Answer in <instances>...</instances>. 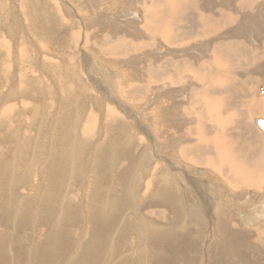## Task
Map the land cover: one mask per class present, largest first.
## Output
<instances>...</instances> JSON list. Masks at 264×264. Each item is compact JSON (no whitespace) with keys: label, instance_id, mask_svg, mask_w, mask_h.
I'll return each mask as SVG.
<instances>
[{"label":"rangeland","instance_id":"1","mask_svg":"<svg viewBox=\"0 0 264 264\" xmlns=\"http://www.w3.org/2000/svg\"><path fill=\"white\" fill-rule=\"evenodd\" d=\"M38 1L0 0V37L5 36V48L9 49L0 50L4 55L8 52L5 55L8 56L7 67L4 64L0 67V108L7 106L10 111L7 121H0V264H264V247H254H258V240L259 244L264 243L263 218L259 221L258 236L248 235L249 239L245 237L247 241L243 243L233 236L236 229L222 233L223 229H219L215 221H203L204 216L214 213L217 218L236 215L241 211H238L239 206L245 205L243 209L251 213L264 212V129L254 122L264 121V116H260L259 108L249 110L247 107L253 98L264 96V0H51L55 4L50 0ZM14 6L24 24L17 37L13 35L17 27L13 23L16 21L13 20ZM56 6L62 10L59 12ZM49 11L57 25L63 21L62 15L72 20L70 27L57 26L56 39L40 32L46 27L43 13ZM166 30L171 36L168 45L161 39ZM5 32L7 35L12 32L11 37ZM38 35L41 38L36 51L28 43L34 40L35 44ZM50 41H54L53 45ZM12 42L15 46L10 47ZM95 42L101 44V51L92 47ZM5 57L0 56V59L6 62ZM88 58H91L90 65L86 63ZM85 64L89 66L90 77L85 73ZM9 66H14L11 75H8ZM104 67L111 69V73ZM73 72L78 75L76 79L71 78L84 87L85 97L74 88L75 82L66 77L67 74L73 76ZM106 74L115 75L111 78ZM91 77L99 81L100 88L91 82ZM143 79L146 81L140 87ZM45 83L50 85L45 87ZM101 89L107 91L103 94ZM72 95L83 98L76 102ZM107 95L112 99L102 102L101 97ZM4 98H7L5 102ZM10 102L13 103L10 105ZM111 106L117 117L114 121L121 123L122 135L110 137L112 141L107 135L108 138H101L94 149V142L100 138L97 134H105L110 128L106 113ZM120 109L128 112V118ZM119 113L121 115H117ZM217 116L219 125L214 124ZM134 121L133 129L130 124ZM5 125L9 129L4 128ZM83 129L87 130L82 133ZM55 131L61 148L55 141ZM215 135L226 139V144L232 147L228 156L232 152L238 160V164L230 168V179H226L228 168L220 170L210 163L217 158L214 148L204 139L212 140ZM129 136L135 140L126 141ZM91 156L96 163L92 164ZM58 170L63 173L60 177ZM201 171L205 175H201ZM250 172L253 174H248ZM242 176L262 178L253 181L263 188L254 190L250 185L240 188ZM171 177L183 186L184 209L178 205L179 193L172 192L175 189L172 184H177ZM188 180L194 181L193 187ZM207 180L211 181V186L208 184V189L203 191L201 186ZM160 184L167 190L173 188L172 193L167 191L171 199H162V193L154 195L161 189ZM228 185L240 191L234 192ZM143 194H147L145 203ZM136 197L140 206L135 202ZM232 199L238 201L237 209H232ZM175 202L177 208H174ZM185 215H192V220L184 218ZM222 221L220 219V224ZM155 226L161 227L153 229L162 237L160 240L159 236L148 234L149 228ZM215 228L217 231H213ZM137 232L143 233L140 238ZM238 234L241 236L240 231ZM153 237L159 241L151 239ZM137 239L146 241H140V249Z\"/></svg>","mask_w":264,"mask_h":264},{"label":"bare ground","instance_id":"2","mask_svg":"<svg viewBox=\"0 0 264 264\" xmlns=\"http://www.w3.org/2000/svg\"><path fill=\"white\" fill-rule=\"evenodd\" d=\"M10 1V0H9ZM38 1V0H37ZM42 1H44V0H39L38 2H42ZM98 1V0H97ZM189 1V0H188ZM217 1V0H216ZM2 2V1H1ZM13 2V1H12ZM47 2V1H46ZM45 2V3H46ZM50 2L51 3H54V2H52L51 0H50ZM63 2V1H62ZM74 2V1H73ZM140 2V1H139ZM163 2V1H162ZM168 2V1H167ZM191 2V1H190ZM219 2V1H218ZM218 2H217V4H218ZM50 3V4H51ZM61 3V2H60ZM59 3V4H60ZM76 3H79V2H76ZM97 3V2H96ZM14 4V3H13ZM19 4V3H18ZM42 4V3H41ZM49 4V3H48ZM55 4V3H54ZM58 4V3H57ZM64 4V3H63ZM86 4V3H85ZM236 4V3H235ZM36 5V4H35ZM64 5H66V4H64ZM76 5V4H75ZM148 5V4H147ZM10 6V5H9ZM55 6V5H54ZM4 7V6H3ZM39 7V6H38ZM57 7V6H56ZM61 7V6H60ZM93 7V6H92ZM136 7V6H135ZM145 7H147L146 5H145ZM164 7V6H163ZM34 8V7H33ZM40 8V7H39ZM41 8H42V6H41ZM47 8H49V6L47 7ZM77 8V7H76ZM10 9V8H9ZM35 9H36V7H35ZM50 9H51V7H50ZM57 9H58V11L60 12L61 10H62V7L61 8H59V7H57ZM70 9V8H69ZM72 9V8H71ZM163 9V8H162ZM17 7H15L14 6V11H13V20L15 19L16 21H14L13 23H15L16 24V26L18 27H16L15 29H13L14 30V33H13V35H15L14 37H17V35L22 31V27L24 26V24L22 23V19H20V17H19V15H18V13H17ZM30 10V9H29ZM11 11V10H10ZM35 11V10H34ZM57 11V12H58ZM93 12H94V10H92ZM199 11H200V9H199ZM12 12V11H11ZM58 12V13H59ZM88 12V11H87ZM178 12V10H176V13ZM42 13V12H41ZM106 13V12H105ZM203 13V12H202ZM0 14H1V12H0ZM71 14V13H70ZM73 14V13H72ZM96 14H98V13H96ZM36 15V14H35ZM43 15H45V21H46V27H44L43 25V30H41L40 32H44V36L46 35L48 38H54V39H56L55 37H54V34L56 33L55 32V30H57V26L58 25H64V27L63 28H67L68 26L70 27V26H72V22H70V20H69V17L67 16V15H62V17H63V21L61 20V19H59V20H61L59 23H58V25H57V22L56 21H53L52 19H51V14H50V11H49V13L47 12V13H43ZM60 15V14H59ZM84 15V14H83ZM103 15V14H102ZM102 15H99V16H102ZM176 15V14H175ZM61 16V15H60ZM59 16V17H60ZM73 16V15H72ZM105 16V15H104ZM231 16V15H230ZM1 17V16H0ZM24 17V16H23ZM106 17V16H105ZM111 17V16H110ZM2 19V18H1ZM33 19H35V18H33ZM47 19V20H46ZM95 19V18H94ZM32 20V19H31ZM85 20V19H84ZM165 20V19H164ZM32 21H34V20H32ZM42 21V20H41ZM72 21V20H71ZM37 22V21H36ZM88 22V21H87ZM38 23V22H37ZM146 24H147V22H145ZM14 24V25H15ZM75 24V23H74ZM255 24H256V22H255ZM85 25H87V24H85ZM84 25V26H85ZM39 26V25H38ZM12 27H14V26H12ZM59 27V26H58ZM79 27V26H78ZM87 27V26H86ZM11 28V27H10ZM60 28V27H59ZM81 28V27H80ZM18 29V30H17ZM69 29V28H68ZM212 29V28H211ZM4 30V29H3ZM199 30V29H198ZM2 31V30H1ZM0 31V32H1ZM5 31V30H4ZM83 31V30H82ZM26 32V31H25ZM171 32V31H170ZM6 33V36H9L10 34H12V32H10L9 33V35H7V32H5ZM5 33H4V35H5ZM64 33V32H63ZM77 33V32H76ZM92 33V32H91ZM163 33V32H162ZM169 33V31H164V33H163V35H161V39L163 40V42L164 43H166L167 45L169 44V39L171 38V36H170V34H168ZM1 34V33H0ZM26 34H28L27 32H26ZM41 34V33H40ZM70 34V33H69ZM81 34L82 33H80V36H81ZM3 35V36H4ZM20 35V34H19ZM70 35H73V33L72 34H70ZM90 35V34H89ZM88 35V36H89ZM2 36V35H1ZM25 37H28L27 35H24ZM30 36V35H29ZM5 37V36H4ZM3 37V38H4ZM10 37H11V35H10ZM13 37V36H12ZM62 37V36H61ZM83 37V36H82ZM2 37H0V50H5V51H7V49L5 48V46H6V39H3ZM41 37H39V35H38V37H37V39H36V42H34L35 44H33V41H31L30 43H28V41H27V43L28 44H30V45H32V47L34 48V50H36L37 51V49H38V44H39V42H38V40L40 39ZM45 38V37H44ZM67 37H65V35L62 37V39L63 40H65ZM84 38V37H83ZM188 38V37H187ZM222 38V37H221ZM189 39V38H188ZM9 40L11 41H14L15 40V42L16 41H18L19 40V38H18V40H16V38H14V40L13 39H10L9 38ZM8 40V41H9ZM50 40H52V39H50ZM62 40V41H63ZM46 41H48V46H49V40H46ZM51 42V41H50ZM59 42V41H58ZM66 42V41H65ZM87 42V41H86ZM97 42V41H96ZM93 43L95 46H92L94 49H96L97 51H101L102 50V47L98 44V43ZM212 42V41H211ZM42 43H44L43 41H42ZM53 43H54V41H53ZM53 43L51 42V44L53 45ZM63 43V42H62ZM56 44V43H55ZM89 44V43H88ZM87 44V45H88ZM213 44V43H212ZM46 45V43L44 44V46ZM90 45V44H89ZM11 46H15V43L13 44V42H12V44H10V47ZM24 46H26V47H29L28 45H24ZM23 46V49L24 48H26V47H24ZM43 46V45H42ZM47 46V45H46ZM182 46V45H181ZM255 46V45H254ZM8 47H9V45H8ZM51 47V46H50ZM57 47V46H56ZM189 47H191V46H189ZM42 48V47H41ZM46 48V47H45ZM53 48V47H52ZM80 48V47H79ZM12 49V48H11ZM27 49V48H26ZM61 49V48H60ZM60 49H58V50H60ZM174 48H172V50H173ZM21 50H22V48H21ZM20 50V52L22 53V51ZM40 50V49H39ZM49 50V49H48ZM80 50H82V49H80ZM79 50V51H80ZM8 51H9V49H8ZM13 51V50H12ZM18 51V50H17ZM26 51V50H25ZM46 52H47V50H45ZM51 51V50H50ZM32 52H33V50H32ZM40 52V51H39ZM54 52H56V51H54ZM59 52V51H58ZM61 52H62V50H61ZM196 52V51H195ZM214 52V51H213ZM218 52V51H217ZM5 53V52H4ZM8 53V52H7ZM7 53H5V55H7ZM14 53L16 54L17 52L14 50ZM57 53V52H56ZM63 53V52H62ZM2 51L0 52V56L3 58V57H5V55L3 54V56H2ZM34 54V53H33ZM51 55H52V52L50 53ZM57 54H60V53H57ZM57 54H55V55H57ZM64 54V53H63ZM218 54V53H217ZM217 54H216V56H217ZM41 55H43V53H41ZM41 55H40V57H41ZM50 55V56H51ZM62 55V54H61ZM71 55V54H70ZM15 56V55H14ZM18 56V55H17ZM21 56V55H20ZM22 56H23V54H22ZM21 56V57H22ZM24 56H25V54H24ZM60 56V55H59ZM72 56V55H71ZM19 57V56H18ZM17 57V58H18ZM44 57H45V55H44ZM67 57V56H66ZM65 57V58H66ZM90 57V56H89ZM6 58V62L5 61H2L1 59H0V67H2L3 66V64L4 65H6V67H7V60H8V56H6L5 57ZM23 58V57H22ZM11 59V58H10ZM37 59H38V57H37ZM40 59V58H39ZM58 59H60V58H58ZM57 59V60H58ZM18 60V59H17ZM41 60V59H40ZM45 60H47V59H45ZM72 60V59H71ZM84 60V59H83ZM88 62H86L88 65H90V63H91V58H88ZM210 60V59H209ZM13 61V60H12ZM16 61V60H15ZM15 61H13V63L15 62ZM35 61V60H34ZM54 61H56L55 60V58H54ZM60 61V60H59ZM26 62V61H25ZM36 62H37V60H36ZM62 62V61H61ZM65 62H66V60H65ZM12 63V64H13ZM16 63H17V61H16ZM15 63V64H16ZM30 63V62H29ZM40 63V62H39ZM50 63H51V61H50ZM53 63V62H52ZM67 63V62H66ZM70 63V62H69ZM72 63H74V62H72ZM10 64H11V62H10ZM36 64V63H35ZM47 64V63H46ZM59 64V63H58ZM65 64V63H64ZM71 64V63H70ZM87 64H85L84 66H86V71H85V73H86V75L87 76H89V75H91L90 74V71L89 70H87V68L89 69V66L87 65ZM25 65V64H24ZM28 66V65H27ZM40 66V65H39ZM39 66H38V68H39ZM43 66V65H42ZM48 66V65H47ZM54 66V65H53ZM56 66V65H55ZM72 66V65H71ZM74 66H76L75 65V63H74ZM104 66V65H103ZM16 67V66H15ZM45 67V66H44ZM49 67V66H48ZM59 67H61V66H59ZM12 68H14V66L12 67ZM12 68H10V66H9V69H8V71H10L9 73H8V75H11V73H12ZM17 68V67H16ZM26 68V67H25ZM42 68V67H41ZM68 69H69V67H67ZM73 68V67H72ZM92 68H94V67H92ZM108 72H109V74L111 73V69H108L107 67H104ZM7 69V68H6ZM18 69V68H17ZM27 69V68H26ZM34 69H36V68H34ZM63 69H64V67H62V71H63ZM74 69H76V68H74ZM46 70V69H45ZM44 70V71H45ZM60 70V69H59ZM66 70V69H65ZM64 70V71H65ZM58 71V70H57ZM74 71H76V70H74ZM77 71H80V70H77ZM6 73H7V70L5 71ZM4 72V73H5ZM69 72V74H70V72H71V69H70V71H68ZM1 73H3V72H1ZM3 73V74H4ZM24 73V72H23ZM22 73V74H23ZM40 73H42V70H41V72ZM89 75H88V74ZM54 74V73H53ZM63 74H64V72H63ZM63 74H62V76H63ZM81 74H82V72H81ZM1 75V74H0ZM58 75V74H57ZM66 75V74H65ZM77 73H75L74 74V72H73V76L71 75V76H68V74H67V78L70 80L71 79V81L72 82H75V84L76 85H74V88L76 87L77 88V91L79 92V94L80 93H84V96L83 95H81V96H83V97H85L87 94H86V91H85V89H84V87H82V86H80V85H77V82L76 81H74L76 78H77ZM104 76H105V74H103ZM107 75V74H106ZM115 75V74H114ZM113 74H111V75H107L108 77L109 76H111V78H113V76H114ZM243 75V74H242ZM18 75H16V77H17ZM23 76V75H22ZM37 76V75H36ZM35 76V77H36ZM47 76V75H46ZM81 77H83L82 75H80ZM79 76V80H81V77ZM85 77L86 79H88V77ZM194 76V75H193ZM245 76V75H244ZM248 76V75H247ZM34 77V78H35ZM39 77H40V75H39ZM42 77V76H41ZM49 77V76H48ZM47 77V78H48ZM57 77V76H56ZM75 78L74 80L72 79V78ZM90 77V76H89ZM65 78V77H64ZM63 78V79H64ZM105 78H106V76H105ZM17 79V78H16ZM45 79V78H44ZM56 79V81H57V78H55ZM68 79H67V81H68ZM107 79V78H106ZM31 80V79H30ZM40 80H41V78H40ZM46 80V79H45ZM60 80H61V78H60ZM82 80H85V79H82ZM33 81H34V79H33ZM37 81H38V79H37ZM52 81V80H51ZM62 81V80H61ZM101 81V80H100ZM145 81H146V79H143V81H142V83H141V85H140V87H142V84L143 83H145ZM1 82V81H0ZM27 82H29L28 80H27ZM43 82V81H42ZM48 82V81H47ZM58 82H60V81H58ZM82 82V81H81ZM91 82L92 83H94L98 88H100V86L98 85V82H97V79L95 78V77H91ZM122 82V81H121ZM36 83V85L37 84H39V82L37 83V82H35ZM65 83V82H64ZM70 83V82H69ZM85 83H87V82H85ZM43 84V83H42ZM46 84H48V83H45L44 85H45V87L47 86ZM90 84V83H89ZM40 85V84H39ZM48 85H50V84H48ZM82 85H84L83 83H82ZM139 85V84H138ZM199 85V84H198ZM64 86H65V84H64ZM87 86V85H86ZM103 86V85H102ZM57 87V86H56ZM72 87V86H71ZM109 87V86H108ZM3 88V87H2ZM63 88V87H62ZM89 88V87H88ZM199 88H200V86H199ZM21 89V88H20ZM60 89V88H59ZM106 89V88H105ZM110 89V88H109ZM15 90H16V88H15ZM39 90V89H38ZM45 90H46V88H45ZM58 90V89H57ZM102 91H103V94L105 93V91H107V90H103V89H101ZM259 90V89H258ZM76 91V92H77ZM90 91H92V89L90 90ZM256 91V90H255ZM5 92V91H4ZM15 92V91H14ZM55 92V91H54ZM53 92V93H54ZM65 92H67V91H65ZM46 93V92H45ZM48 93V92H47ZM89 93V92H88ZM93 93V92H92ZM109 93V92H108ZM194 93V92H193ZM16 94V93H15ZM256 94H258V93H256ZM34 95H35V93H34ZM45 95V94H44ZM66 95V94H65ZM69 95V94H68ZM191 95V94H190ZM4 96V95H3ZM16 96V95H15ZM73 97H74V99L76 98V102H78V100H79V102H80V100L83 98V97H81V98H78L77 99V97L76 96H74V95H72ZM56 97V96H55ZM59 97V96H58ZM64 97H67V95L66 96H64ZM89 97V96H88ZM91 97V96H90ZM110 96L109 95H107L106 97H101V99H102V102H109L110 101V99H112V98H109ZM69 98V97H68ZM114 98V97H113ZM6 99L7 98H4V100L3 99H1V100H3L4 102L6 101ZM59 101L60 102H63V101H61V99H62V97H59ZM73 99V100H74ZM86 99V98H85ZM92 99V98H91ZM95 99V98H94ZM23 100V99H22ZM96 100H97V97H96ZM109 100V101H108ZM140 100V99H139ZM208 100H212V99H210V98H208ZM30 101V100H29ZM55 101H57V100H55ZM58 101V102H59ZM88 101H89V99H88ZM87 101V102H88ZM100 101V100H99ZM122 101V100H121ZM22 102V101H21ZM57 102V103H58ZM74 102H75V100H74ZM97 102V101H96ZM136 102V101H135ZM191 102V101H190ZM7 103V102H6ZM6 103H5V105H6ZM13 102H10V105L12 104ZM29 103V102H28ZM52 102H50V104H51ZM89 103V102H88ZM112 103V102H111ZM147 103H148V101H147ZM25 104H27V103H25ZM32 104V103H31ZM37 104V103H36ZM74 104V103H73ZM77 104V103H76ZM91 104V103H90ZM97 104H98V102H97ZM97 104H96V106H97ZM262 104H264V96H262V98H258V99H252L251 100V102H250V105L249 106H247L248 107V109L249 110H251L253 107H257V108H259L260 109V111H259V113H260V116H264V107H263V105ZM3 105V104H2ZM9 105V104H8ZM24 105V104H23ZM22 105V106H23ZM68 105H70V104H68ZM95 105V104H94ZM125 105V104H124ZM39 106V105H38ZM40 106H41V104H40ZM66 106V105H65ZM88 106V105H87ZM7 107V106H6ZM6 107L5 106H3V108H0V121H2L3 119H4V123L7 121V119H8V113L10 112L9 111V109H6ZM15 107V106H14ZM46 107V106H45ZM108 107V106H107ZM106 107V108H107ZM110 107V106H109ZM116 107L118 108V106L116 105ZM122 107V106H121ZM137 107V106H136ZM135 107V108H136ZM146 107V106H145ZM217 107V106H216ZM57 108V107H56ZM104 108H105V106H104ZM111 108H112V106H111ZM148 108V107H147ZM11 109V108H10ZM22 109V108H21ZM58 109V108H57ZM88 109V108H87ZM56 110V109H55ZM116 110V109H115ZM143 110V109H142ZM37 111V110H36ZM107 111V110H106ZM109 111V113H106V114H108V117H107V122H108V126L110 127V128H108L107 126V128H108V130H106L107 131V133H105V134H102V135H98L97 134V136H100V138H99V140L97 139V141L96 142H94V149L96 148V146L97 145H99L100 143H101V138H102V140L103 139H107L108 138V136H109V140H113V139H110V137L112 138V136L114 137L116 134L118 135V134H121L122 135V133H120L119 132V125L121 124V123H118L119 121H114V120H117V117H116V115L114 114V109L112 108L111 110H108ZM13 112V111H12ZM23 112V111H22ZM21 112V113H22ZM96 112V111H95ZM118 112V111H117ZM120 112L121 113H126V115H127V117L126 118H128V112H126V111H122L121 109H120ZM141 112V111H140ZM139 112V113H140ZM143 112V111H142ZM141 112V113H142ZM145 112V111H144ZM14 113H15V110H14ZM32 113V112H31ZM138 113V112H137ZM20 114V113H19ZM208 114H209V116H210V119H211V117H212V115L208 112ZM26 115V114H25ZM78 115V114H77ZM98 115H99V113H98ZM117 115H121L120 113L119 114H117ZM140 115V114H139ZM107 116V115H106ZM141 116H143V113H142V115ZM102 117V116H101ZM103 117H104V115H103ZM14 118V117H13ZM31 118V117H30ZM142 118V117H141ZM11 117H9V121L8 122H10L11 120ZM24 119V118H23ZM104 119V118H103ZM144 119V118H143ZM93 120V119H92ZM99 120V119H98ZM215 120L216 121H214V124L215 125H219V123H220V118L217 116L216 118H215ZM261 120V119H260ZM97 121V120H96ZM147 122L149 121V120H146ZM255 121H257V120H254V122ZM58 122H60L61 123V120L60 119H58ZM95 122V121H94ZM98 122V121H97ZM96 122V123H97ZM102 122H103V120H102ZM101 122V123H102ZM106 122V123H107ZM143 122H145V121H143ZM151 122V121H150ZM96 123H95V125H96ZM99 123V122H98ZM97 123V124H98ZM138 123V122H137ZM0 124H1V122H0ZM134 124H135V121H134V123L133 124H130V126L134 129ZM143 124V123H142ZM146 124V123H145ZM52 125V124H51ZM101 125V124H100ZM106 125V124H105ZM149 126V125H148ZM166 126V125H165ZM56 127V126H55ZM55 127H53V128H55ZM101 127V126H100ZM105 127V128H106ZM145 127V126H144ZM4 128H6V129H9V127H6V125L4 126ZM88 128V127H87ZM127 128V127H126ZM125 128V129H126ZM138 128V127H137ZM49 129V128H48ZM54 130V129H53ZM87 129H83V131H82V133H84V131H86ZM103 130H105L104 129V125H103ZM136 130V129H135ZM151 130V129H150ZM127 132L129 131L128 129L126 130ZM14 132V131H13ZM13 132H12V134H13ZM38 132V131H37ZM52 132V131H51ZM99 132H100V130H99ZM142 132V131H141ZM145 132H147V131H145ZM152 132V131H151ZM103 133V132H102ZM139 133V132H138ZM54 134H55V141L57 142V134H56V131L54 132ZM149 134V133H148ZM153 134V133H152ZM152 134H150V135H152ZM108 135V136H107ZM139 135H140V133H139ZM11 136H13V135H11ZM52 136H53V134H52ZM118 136H120V135H118ZM50 137V136H49ZM116 137V136H115ZM18 138V137H17ZM61 138V137H60ZM133 138H134V136H133ZM136 138H137V136H136ZM149 138V137H148ZM117 139V138H116ZM138 139V138H137ZM9 140V139H8ZM126 141H128L129 140V142L131 141V140H135V138L134 139H132V137L130 138V136L127 138L126 137V139H125ZM149 140H151V139H149ZM204 140H206L207 142V145H209V147L211 146V147H213L214 148V154L216 155V160H213V159H211V161H210V163L212 162L213 164H214V166H216V167H219L220 168V170H221V168H228V170H229V174H227L226 175V179H230V177H229V175H230V168H233V167H235L237 164H238V160L233 156V154H232V152H231V156H228V152L232 149V147L231 146H228L227 144H226V139H224V140H222L221 139V135H215V136H213L212 137V140H207V139H204ZM263 140V139H262ZM81 141V140H80ZM111 141H109V142H111ZM109 142H107V143H109ZM139 142H141V141H139ZM263 142V141H262ZM49 143V142H48ZM106 143V142H105ZM104 142L102 143V144H105ZM112 143V142H111ZM110 143V144H111ZM114 143H116L115 141H114ZM119 143H121L120 141H119ZM57 144L60 146V148L62 147V144H59L58 142H57ZM81 144H82V142H81ZM101 144V145H102ZM117 144V143H116ZM126 143H124V145H125ZM134 144H136V143H134ZM142 144V143H141ZM92 145V144H91ZM109 144H107V146H108ZM113 145V144H112ZM140 145V144H139ZM150 145L151 146H153L154 144L152 143V142H150ZM158 145V144H157ZM115 146V145H114ZM126 146V145H125ZM131 146H132V144H131ZM135 145H133V147H134ZM137 146V145H136ZM135 146V147H136ZM262 146H263V144H262ZM33 147V146H32ZM65 147V146H64ZM103 147H104V145H103ZM113 147V146H112ZM116 147V146H115ZM138 147V146H137ZM229 147V148H228ZM114 148V147H113ZM112 148V149H113ZM129 148V147H128ZM128 148H125V150L126 149H128ZM139 148V147H138ZM231 148V149H230ZM15 149V148H14ZM93 149V154L95 153V151L96 150H94ZM106 149H107V147H106ZM105 149V150H106ZM111 149V148H110ZM140 149V148H139ZM145 149H146V146H145ZM144 149V150H145ZM34 150V149H33ZM48 150V149H47ZM103 150V149H102ZM109 150V149H108ZM115 150V149H114ZM118 150V149H117ZM125 150H121L120 152H123V151H125ZM130 150V149H129ZM131 150H133L132 148H131ZM130 150V151H131ZM150 150V149H149ZM74 151V150H73ZM76 151V150H75ZM101 151V150H100ZM108 152V151H107ZM110 152H111V150H110ZM126 152V151H125ZM125 152H124V154H125ZM145 152V151H144ZM97 153H99V152H97ZM117 153V152H116ZM116 153H113V155L114 154H116ZM118 153H119V151H118ZM117 153V154H118ZM131 154V152H129L128 150H127V152H126V154ZM148 153V152H147ZM92 154V156H94ZM121 154V153H120ZM141 154V153H140ZM91 155V154H90ZM96 155V154H95ZM104 155V154H103ZM92 156H91V162H92V164H93V162L95 161H93L92 159H94V158H92ZM100 156H101V154H100ZM115 156V155H114ZM141 156H142V154H141ZM146 156V155H145ZM145 156H143V157H145ZM240 157L239 158H241L242 157V159H243V156L242 155H239ZM75 157V156H74ZM79 157V156H78ZM118 157H120L119 155H118ZM117 157V158H118ZM124 157V156H123ZM123 157H121L122 159H123ZM142 157V159H144ZM191 157V156H190ZM210 157V156H209ZM19 158V157H18ZM37 158V157H36ZM129 157H127V159H128ZM145 158H147V157H145ZM171 158H172V156H171ZM124 159H126V157H124ZM241 159V160H242ZM76 160V159H75ZM79 160V159H78ZM130 160V159H129ZM99 161V160H98ZM126 161V160H125ZM62 162V161H61ZM78 162V161H77ZM4 163H5V161H4ZM76 163V162H75ZM95 163H96V161H95ZM124 163V162H123ZM126 163V162H125ZM124 163V164H125ZM209 163V165L208 166H211V164ZM6 164V163H5ZM65 164V163H64ZM107 164V163H106ZM127 164V163H126ZM189 164H191V163H189ZM188 164V165H189ZM8 165V164H7ZM62 165V164H61ZM60 164H59V166H61ZM187 165V166H188ZM56 166V165H55ZM58 166V167H59ZM91 166V165H90ZM96 166V165H95ZM103 166V165H102ZM191 166V165H190ZM193 166V165H192ZM62 167V166H61ZM68 167V166H67ZM126 167V166H125ZM216 167H214V168H216ZM57 168V167H56ZM63 168V167H62ZM139 168V167H138ZM206 168V167H205ZM204 168V169H205ZM213 168V169H214ZM61 168H59V170H60ZM65 169V168H64ZM90 169V168H89ZM125 169V168H124ZM134 169V168H133ZM136 169V168H135ZM58 170V171H59ZM72 170V169H71ZM87 170V169H86ZM187 170V169H186ZM191 170V169H190ZM215 170V169H214ZM60 173L58 174L59 175V177H60V175L61 174H63V173H61V171H59ZM90 172V171H89ZM184 172V171H183ZM189 172V171H188ZM194 172V171H193ZM196 172L197 171H195V174H196ZM217 172H218V170H217ZM220 172V171H219ZM218 172V173H219ZM58 173V172H57ZM65 173V172H64ZM67 173V172H66ZM73 173V172H72ZM95 173V172H94ZM108 173V172H107ZM136 173V172H135ZM134 173V174H135ZM186 173V172H185ZM191 173H192V171H191ZM210 173V172H209ZM69 174V173H68ZM74 174V173H73ZM199 174H200V172H199ZM222 174V173H221ZM248 174H253L252 172H250V173H248ZM247 174V175H248ZM3 175V174H2ZM55 175H57L56 173H55ZM72 175V174H71ZM93 175V174H92ZM99 175V174H98ZM201 175H205V172H203V171H201ZM211 175V174H210ZM246 175V176H247ZM75 176V175H74ZM85 176H87V175H85ZM196 176V175H195ZM217 176V175H216ZM246 176H242L241 178H240V180H239V182L242 184H240V188H243V187H246L247 185H250L251 186V189L252 188H254V190L256 189V190H261L263 187H261L259 184H257L256 182H254L253 181V179H260V181L262 180V178H252V179H250V178H246ZM194 177V176H193ZM247 177H250L249 175L247 176ZM92 178V177H91ZM172 178V177H171ZM188 178V177H187ZM200 178V177H199ZM70 179V178H69ZM194 179V178H193ZM201 179H202V177H201ZM205 179V178H204ZM85 180H86V178H85ZM84 180V181H85ZM88 180V179H87ZM111 180V179H110ZM130 180H131V178H130ZM171 180V179H170ZM172 180L174 181V184H177V185H179V182L177 181V180H175V179H173L172 178ZM184 180V179H183ZM203 180V179H202ZM68 181V180H67ZM177 181V183H175ZM187 181V180H186ZM223 181V180H222ZM221 181V182H222ZM142 182V181H141ZM169 182V181H168ZM171 182V181H170ZM169 182V183H170ZM183 182V181H182ZM188 182L189 183H191V185L193 184L192 182H194V181H189L188 180ZM199 182V181H198ZM211 182V181H210ZM210 182H208V180H207V182H206V184L205 185H202L201 186V188L203 189V191L204 190H207L208 188V184L211 186V184H210ZM218 182V181H217ZM137 183V182H136ZM140 183V182H139ZM139 183H138V185H139ZM185 183V182H184ZM82 184V183H81ZM113 184V183H112ZM181 184V183H180ZM220 184V183H219ZM227 184V183H226ZM162 187H161V189L160 190H162L160 193H159V191L160 190H155L156 192H155V196L157 197V196H161V193H162V199H163V197L166 199V198H170V196L171 195H169V193H172V192H177V194L179 193V195H178V197L179 198H177V201L179 202L178 203V205L179 204H181L182 206H183V209L186 207V201L182 198V194H183V186H181V185H179L180 187H179V189H177V185L175 186V185H173L172 184V187L174 186V191H172L171 189H173V188H171L170 189V187L171 186H169V189L170 190H167V187L165 188V187H163V185L164 184H160ZM160 185H158V186H160ZM184 185H186V184H184ZM191 185L189 186V187H191ZM220 185H222V184H220ZM9 186V185H8ZM82 186V185H81ZM140 186H141V184H140ZM140 186H138V187H140ZM143 186V185H142ZM188 186V185H187ZM194 186H196V185H194ZM224 186V185H223ZM231 186H233V187H229V185H228V187H229V189H231L232 191H234L235 192V190H237L235 187H234V185H231ZM6 187H7V185H6ZM5 187V188H6ZM12 187V186H11ZM137 187V188H138ZM148 187H150V186H148ZM192 187H193V185H192ZM4 188V189H5ZM205 188H207V189H205ZM213 188H215V187H213ZM223 188H225V187H223ZM81 189V188H80ZM186 189V188H185ZM11 190H12V188H11ZM85 190V189H84ZM210 190H211V188H210ZM231 190H230V192H231ZM253 190V191H254ZM140 191L141 190H139V191H137L138 193H137V195L139 196V193H140ZM150 191H151V187H150ZM167 191H169V193L167 192ZM172 191V192H171ZM188 191V190H187ZM229 191V190H228ZM237 191H240V189L239 190H237ZM236 191V192H237ZM3 192V191H2ZM152 192V191H151ZM216 192V191H215ZM218 192V191H217ZM4 193V192H3ZM6 193V192H5ZM10 193V192H9ZM81 193H83V192H81ZM143 193V192H142ZM148 193H150V192H148ZM191 193V192H190ZM189 193V194H190ZM201 193V192H200ZM203 193V192H202ZM202 193H201V195H202ZM219 193V192H218ZM257 193V192H256ZM260 193V192H259ZM151 195H152V193H150ZM165 194H167L166 196H165ZM176 194V195H177ZM191 194H193V193H191ZM205 194V193H204ZM229 194H231V193H229ZM83 195V194H82ZM147 194H143L142 196H143V198H142V200H143V202L145 203L146 202V196ZM186 195V194H185ZM188 195V194H187ZM196 195V194H195ZM134 196H135V194H134ZM133 196V197H134ZM153 196V195H152ZM173 196V195H172ZM175 196V195H174ZM199 195H197L196 196V198L195 199H197V197H198ZM225 196V195H224ZM228 196H230L231 197V195H228ZM232 196H234V195H232ZM21 197V196H20ZM140 197V196H139ZM177 197V196H176ZM186 197V196H185ZM188 197V196H187ZM221 197H222V194H221ZM229 197V198H230ZM237 197V196H236ZM241 197V196H240ZM18 198V197H17ZM149 198H151V197H149ZM155 198V197H154ZM153 198V199H154ZM172 198H175V197H172ZM189 198V197H188ZM187 198V199H188ZM202 198V197H201ZM203 198H205V197H203ZM212 198V197H211ZM216 198V197H215ZM215 198H213L214 199V201H216L215 200ZM219 198V197H218ZM218 198H216V199H218ZM234 198V197H233ZM239 198V197H238ZM127 199H130V198H127ZM133 198H131V200H132ZM171 199V198H170ZM200 199V198H199ZM220 199V198H219ZM227 199H228V197H227ZM256 199V198H255ZM124 200H126L125 198H124ZM136 201V204L137 203H139V201H137V197H136V199H135ZM145 200V201H144ZM222 200V199H221ZM233 200H235V199H232L231 200V204L230 205H232L233 206V210L234 209H237V206L235 205V203H236V201H233ZM242 200H244V199H242ZM118 201V200H117ZM167 201H169V200H167ZM173 201V200H172ZM195 201V200H194ZM212 201V200H211ZM230 201V200H229ZM239 201H241L240 199H239ZM253 201H254V199H253ZM256 201V200H255ZM128 202V201H127ZM130 202V201H129ZM128 202V203H129ZM170 202V201H169ZM169 202H168V204H169ZM174 202V201H173ZM197 202H201V201H197ZM205 202V201H204ZM248 202V201H247ZM115 204H114V206H116V202H114ZM122 203H124V201L122 202ZM128 203H126L127 205H128ZM157 203V202H156ZM161 203V202H160ZM188 203V202H187ZM203 203V202H202ZM233 203V204H232ZM237 203H238V201H237ZM236 203V204H237ZM126 204H124V205H126ZM143 204V203H142ZM163 205H164V202L162 203ZM176 202H175V206H174V208L176 207ZM193 204V203H192ZM223 204V203H222ZM226 204V203H225ZM249 204H251V203H249ZM249 204L247 205L248 207H249ZM141 205V202L139 203V206ZM149 205V204H148ZM160 205V204H159ZM165 205H166V203H165ZM199 205V204H198ZM216 205V204H215ZM228 205V204H227ZM238 205H241V204H238ZM253 205V204H252ZM251 205V206H252ZM133 206V205H132ZM135 206V205H134ZM169 206H171L172 207V205H169ZM211 206V205H210ZM213 206V205H212ZM226 206V205H225ZM231 206V207H232ZM246 206V205H245ZM245 206H239L240 207V209H238V211L239 210H241L240 212H238V214H236V215H232L231 214V216L229 217V215H227L226 217H222L221 215L217 218V216H216V214L214 213L213 214V216H210V217H207V216H204V223H209V222H212V221H215L216 222V225H217V223H218V227H219V229L221 228V229H223L222 231V233H227V232H229V230L230 229H232V228H234V229H236L237 231L234 233V235L233 236H235V238L236 239H238V240H240V242L241 243H243V242H246L247 240H246V238H248V235H251V234H253L252 235V237L253 238H255V237H257L258 236V232L260 231V229H261V225H260V219L261 218H263L264 219V212H257V214L255 213V211L253 212V213H255V215L253 214V213H251V212H249V211H246V210H244L243 209V207H245ZM178 207V206H177ZM176 207V208H177ZM194 207V206H193ZM204 207V206H203ZM209 207V206H208ZM227 207H230V206H227ZM108 208V207H107ZM125 208H126V206H125ZM182 208V207H181ZM187 208H189V206L187 207ZM206 208V207H205ZM204 208V209H205ZM212 208V207H211ZM251 208V207H250ZM128 209V208H127ZM135 209V208H134ZM191 209V208H190ZM227 209H229V208H227ZM232 209H230L231 210V212L232 213H236V212H234ZM165 210V209H164ZM187 211V210H186ZM210 210H208L207 211V213H210L209 212ZM229 211V210H228ZM136 212H138V207H137V209H136ZM135 212V213H136ZM157 212V211H156ZM160 212H162V213H164L163 211H160ZM182 212V211H181ZM185 212V211H184ZM230 214V213H229ZM178 215V214H177ZM200 216H202L201 214H199ZM172 216V215H171ZM192 215H190V216H188V215H185L184 216V218H186V217H188L189 219H191L192 220V217H191ZM1 217V216H0ZM125 217V216H124ZM180 217H182V216H180ZM197 217V216H196ZM123 218V217H122ZM183 218V217H182ZM201 218V217H200ZM230 218L232 219V221H230ZM175 220L177 219V221H179V219H178V217H176L175 216V218H174ZM194 219V218H193ZM196 219V218H195ZM195 219H194V221H195ZM218 219V220H217ZM220 219H223V223H221L222 224V226H221V224H220ZM198 220V219H197ZM125 221V220H124ZM136 221V220H135ZM145 221V220H144ZM156 221V220H155ZM182 221H184V219L182 220ZM187 221H190V220H187ZM193 222V221H192ZM146 223V222H145ZM156 223H157V221H156ZM182 223V222H181ZM180 223V224H181ZM195 223V222H194ZM200 223H201V221H200ZM125 224V223H124ZM134 224V223H133ZM148 224V223H147ZM155 224V223H154ZM160 224V223H159ZM158 224V225H159ZM177 224H178V222H177ZM179 224V225H180ZM185 224V223H184ZM183 224V225H184ZM193 224V223H192ZM198 224V223H197ZM153 225V224H152ZM157 225V224H156ZM182 225V226H183ZM186 225V224H185ZM194 225V224H193ZM121 226V225H120ZM150 226V225H149ZM148 226V227H149ZM178 226V225H177ZM182 226L180 227V228H182ZM196 226V225H195ZM147 227V228H148ZM58 228V227H57ZM124 228V227H123ZM158 228H161V227H158ZM156 226L154 227V228H149V236L151 237V235L153 234V235H156V236H159L160 234H156V232H153L154 230L153 229H158ZM47 229V228H46ZM139 229V228H138ZM184 229V228H183ZM182 229V230H183ZM144 230V229H143ZM214 230H216L217 231V228H215V229H213V231ZM122 231V230H121ZM136 231V230H135ZM151 231H152V233H151ZM157 231V230H156ZM208 231H211V229L210 230H208ZM238 231H240V234H241V236H238L239 234H238ZM254 231V232H253ZM113 233V232H112ZM137 233H139V232H137ZM165 233V232H164ZM218 233H220V232H218ZM246 233H250V234H246ZM124 234V233H123ZM141 234H143V233H141ZM141 234L139 233V237L138 238H140L141 237ZM188 234V233H187ZM126 235V234H125ZM164 237V236H163ZM187 237V236H186ZM246 237V238H245ZM251 237V238H252ZM136 238V237H135ZM144 238V237H143ZM162 238V237H161ZM166 238V237H165ZM151 239H154V237L153 238H151ZM249 239V238H248ZM140 240V239H139ZM160 240V239H159ZM159 240H157V241H159ZM114 241H116V240H114ZM140 241H142V240H140ZM138 242V239H137V248H141V242ZM144 241V240H143ZM143 241H142V243H143ZM148 241V240H147ZM162 241H163V239H162ZM144 242H146V241H144ZM113 243V242H112ZM153 243H154V241H153ZM145 244V243H144ZM152 244V243H151ZM156 244V243H155ZM247 244V243H246ZM250 244H252V246H254V245H256V244H254V243H250ZM1 245V244H0ZM154 245V244H153ZM249 244H247V246H248ZM258 247L257 246H254L255 248H257V249H261L262 247H264L263 245H264V243L263 244H259V240H258ZM144 246V245H143ZM145 246H148V244L147 245H145ZM143 247V249L145 248L146 249V247ZM158 246V245H157ZM251 246V247H252ZM136 248V247H135ZM147 249H150L149 247L147 248ZM252 249V248H251ZM254 249V248H253ZM263 249V248H262ZM248 250H249V248H248ZM144 253V252H143ZM263 253V252H262ZM264 254V253H263ZM256 255V254H255ZM251 256V255H250ZM247 257H249V256H247ZM252 257V256H251ZM241 261V260H240ZM242 262V261H241ZM244 262H246L245 260H244ZM256 262V261H255ZM26 263V262H25ZM143 264V263H142Z\"/></svg>","mask_w":264,"mask_h":264},{"label":"water","instance_id":"3","mask_svg":"<svg viewBox=\"0 0 264 264\" xmlns=\"http://www.w3.org/2000/svg\"><path fill=\"white\" fill-rule=\"evenodd\" d=\"M256 123H257V125H258L260 128L264 129V121H263V120H257Z\"/></svg>","mask_w":264,"mask_h":264},{"label":"crops","instance_id":"4","mask_svg":"<svg viewBox=\"0 0 264 264\" xmlns=\"http://www.w3.org/2000/svg\"><path fill=\"white\" fill-rule=\"evenodd\" d=\"M152 235H153V234H152ZM159 239H161V236H159ZM154 241H156V242H157V238H155V239H154ZM152 242H153V241H152ZM246 262H247V261H246Z\"/></svg>","mask_w":264,"mask_h":264},{"label":"flooded vegetation","instance_id":"5","mask_svg":"<svg viewBox=\"0 0 264 264\" xmlns=\"http://www.w3.org/2000/svg\"><path fill=\"white\" fill-rule=\"evenodd\" d=\"M241 261H244V260H241Z\"/></svg>","mask_w":264,"mask_h":264}]
</instances>
